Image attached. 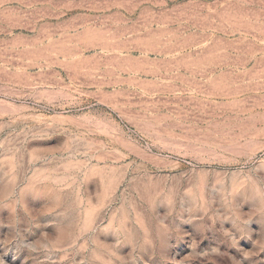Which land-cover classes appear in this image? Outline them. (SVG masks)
Masks as SVG:
<instances>
[{"label":"rangeland","instance_id":"374dc122","mask_svg":"<svg viewBox=\"0 0 264 264\" xmlns=\"http://www.w3.org/2000/svg\"><path fill=\"white\" fill-rule=\"evenodd\" d=\"M0 264H264V0H0Z\"/></svg>","mask_w":264,"mask_h":264}]
</instances>
